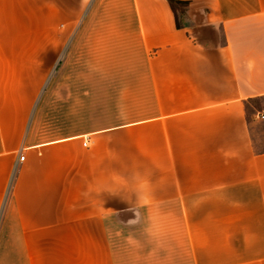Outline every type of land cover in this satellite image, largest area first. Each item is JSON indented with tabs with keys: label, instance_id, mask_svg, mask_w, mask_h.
Returning a JSON list of instances; mask_svg holds the SVG:
<instances>
[{
	"label": "crops",
	"instance_id": "0c3cea01",
	"mask_svg": "<svg viewBox=\"0 0 264 264\" xmlns=\"http://www.w3.org/2000/svg\"><path fill=\"white\" fill-rule=\"evenodd\" d=\"M183 1L0 0V264H264V0Z\"/></svg>",
	"mask_w": 264,
	"mask_h": 264
},
{
	"label": "rangeland",
	"instance_id": "374dc122",
	"mask_svg": "<svg viewBox=\"0 0 264 264\" xmlns=\"http://www.w3.org/2000/svg\"><path fill=\"white\" fill-rule=\"evenodd\" d=\"M177 7L178 8L176 11V16H177V19L179 21V19L183 18V13H185L186 8L183 5H178ZM131 105H133V103H119L118 102L117 103V110L118 111H120V110L124 111L126 109L127 111L132 112V113H136V114L139 113V110L133 109V107H131ZM252 105L259 107V106H262V103L260 100L255 99V100H253ZM260 113L264 114V110H262L258 114H260ZM248 114L251 115V111H249ZM258 114H256V115L258 116ZM121 121H122V119H121ZM258 142H259V147L264 148V126L262 128H260V130H259ZM117 154H118V158H119V155H125L126 154L127 157L133 159L134 161L139 162V158H140V136H139V133L118 134V136H117ZM111 233H116V232H114V231L110 232V230L106 231V232L102 231V238H108V236ZM112 238L114 239V242H115V240L118 238V235H115ZM106 253H108V248L102 247V255H104Z\"/></svg>",
	"mask_w": 264,
	"mask_h": 264
},
{
	"label": "trees",
	"instance_id": "16d2710c",
	"mask_svg": "<svg viewBox=\"0 0 264 264\" xmlns=\"http://www.w3.org/2000/svg\"><path fill=\"white\" fill-rule=\"evenodd\" d=\"M167 1L170 7L172 8L174 14H176L178 5H183L184 7L187 5V1H183V0H167Z\"/></svg>",
	"mask_w": 264,
	"mask_h": 264
},
{
	"label": "built area",
	"instance_id": "2783aa9c",
	"mask_svg": "<svg viewBox=\"0 0 264 264\" xmlns=\"http://www.w3.org/2000/svg\"><path fill=\"white\" fill-rule=\"evenodd\" d=\"M257 118L263 120L264 119V114H261V113L258 114ZM84 145H85V143H84ZM22 159H23V157L20 156V157H18L17 161H22Z\"/></svg>",
	"mask_w": 264,
	"mask_h": 264
}]
</instances>
